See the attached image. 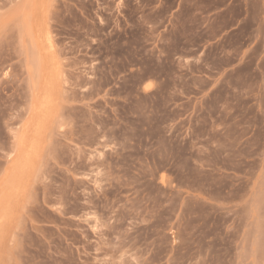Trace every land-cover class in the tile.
<instances>
[{"label": "rangeland", "instance_id": "374dc122", "mask_svg": "<svg viewBox=\"0 0 264 264\" xmlns=\"http://www.w3.org/2000/svg\"><path fill=\"white\" fill-rule=\"evenodd\" d=\"M0 264H264V0H0Z\"/></svg>", "mask_w": 264, "mask_h": 264}]
</instances>
